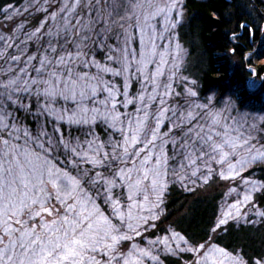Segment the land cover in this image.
<instances>
[{
	"label": "snow or ice",
	"instance_id": "1",
	"mask_svg": "<svg viewBox=\"0 0 264 264\" xmlns=\"http://www.w3.org/2000/svg\"><path fill=\"white\" fill-rule=\"evenodd\" d=\"M58 4V11L49 17L53 23L45 21L29 33L18 54L0 51V59L8 58V68L0 66V264H146L148 260L159 264V245L173 252L167 238L149 240L145 247L136 242L124 247L123 242L140 235L159 217L169 172L178 175L171 161L179 159L180 170L196 178L192 183L200 178L198 163L211 173L209 161L217 156L220 163H228L230 172H237V165L246 168L264 162V147L253 144L264 131V118L249 124L247 118L224 115L227 107L213 112V97L195 103L191 98L197 92L191 87L184 93L191 102L172 106L165 99L186 50L175 44L173 71L167 74L163 65L169 63L165 56L170 53L160 52L156 40L165 38V33L170 41L178 38L174 30L182 24L183 13H176L179 18L172 14L178 0L163 7L155 0H58ZM239 27L242 32L248 29L243 23ZM137 32L139 50L133 47ZM232 40L239 46L237 34ZM0 42L5 37L0 36ZM230 52L235 54L236 47ZM151 65L156 66L154 72ZM165 75L168 81L161 79ZM117 78H123V87ZM133 78L142 81L135 95L128 90ZM129 105H136L134 113L121 111ZM17 111L32 115L36 129L27 127ZM97 124L111 130L106 139L95 134ZM169 124L171 128L163 131ZM64 125L86 131L64 135ZM240 147L248 155L233 165L229 156ZM245 185L251 190L245 202H252V193L264 192V183L246 180ZM97 197L111 206V216ZM53 199L62 209L55 214L49 207ZM41 212L53 219L37 223ZM241 215L250 222V217ZM253 215L264 221V211ZM227 222L218 219L212 231ZM172 238L188 243L179 233ZM177 248L194 253L195 264H249L211 240ZM254 264H264V256Z\"/></svg>",
	"mask_w": 264,
	"mask_h": 264
},
{
	"label": "trees",
	"instance_id": "2",
	"mask_svg": "<svg viewBox=\"0 0 264 264\" xmlns=\"http://www.w3.org/2000/svg\"><path fill=\"white\" fill-rule=\"evenodd\" d=\"M19 2L20 0H0L1 28L7 30L12 26L7 24L1 14L3 6ZM180 5L185 21L179 29V36L182 41L194 44V51L190 45L191 56L200 66L195 88L199 98L203 99L215 92L220 95L230 92L236 94L238 107L242 109L251 106V111L256 112L258 107L264 106L263 64L254 67L257 79L261 81L259 89L250 93L244 85L249 77L247 66H254L253 51L261 38L264 0H182ZM33 23L34 21L30 22V24ZM242 23L248 26V29L243 32L239 27ZM234 33L239 37V46L232 40ZM262 42L260 49L263 50L264 41ZM232 47H236L235 54L230 52ZM245 55H250L246 61H244ZM22 114L18 113L17 116ZM24 116L21 121L23 123L27 121L26 124L33 127V123ZM260 134L261 138L257 136L254 142L258 141L264 147V131ZM245 175L247 178L253 176L260 183H264V166L254 167ZM221 188L222 185L212 182L205 188L197 187L191 190L190 194L184 195L171 185L161 204L158 217L160 220L157 218L158 222L155 221L147 235L154 236L166 227L169 228V225H173L188 238L189 243L194 247L211 240L218 247L236 252L249 264H254L257 258L264 256V221L258 218L252 219L255 217L253 213L256 210L264 211V192L256 196L253 210L240 211V217H244L241 214L250 217L249 223L230 219L227 220V224L213 232L212 228L219 219L220 211V205L217 204L219 197L217 198L216 193H219ZM251 221L256 222L253 224ZM190 254L181 256V259L166 258L164 263L183 264L186 260H193L195 254Z\"/></svg>",
	"mask_w": 264,
	"mask_h": 264
},
{
	"label": "rangeland",
	"instance_id": "3",
	"mask_svg": "<svg viewBox=\"0 0 264 264\" xmlns=\"http://www.w3.org/2000/svg\"><path fill=\"white\" fill-rule=\"evenodd\" d=\"M181 2L182 0H178L179 6L175 9V11L172 13L173 16L176 18H179L176 16V13L182 12V7H181ZM155 3L161 5L162 7L165 4H172L173 0H155ZM58 0H20L19 3L17 4H6L3 6L1 9V14L4 18V20L7 22V24H10L9 29L5 30L4 28L0 27V36L5 37V42H0V51H4L5 53H13V54H18V46L23 47V41L27 39V36L29 33L34 31L37 27L41 26L45 21L48 22L49 25L53 23L49 19L50 15L53 12L58 11ZM7 9V12L4 10ZM263 24L261 28V38L260 42H257V44L254 47V54L255 57L253 58L252 62L254 66H247V71L249 72V77L246 79L245 82V88L247 91L250 93H253L259 89L261 81L256 76V70L255 66L257 65H264V59H261V56H264V49H260L262 45V41H264V13H263ZM24 18V20H23ZM33 24H30V22H33ZM184 13H183V22L184 23ZM155 23V21H154ZM181 24V25H182ZM181 25L175 29V33H178V38L176 36H173L171 41L169 40L167 33H165V38L163 39H158L156 40V44L159 46V51L160 52H165L167 51L170 53V55H166L165 59L169 61V63L163 65L164 71L167 74H171L173 71L172 68V57L175 56V44L180 43L182 48L186 50V54L182 53V60L183 63L180 66V70L175 73L174 76H172L171 80L169 81L172 84V89H171V94L170 96L165 97V99L168 101L169 104L172 106H176V104H184L186 101H189V98L184 95L186 90L191 87L194 91H196L197 85H190L187 81L183 79V77H187L188 80H195L197 81V74L200 69L199 64L195 63L193 61V56L190 45L188 41H182L180 38V28ZM159 27L162 29L163 28V20L161 19L159 21ZM136 40L134 41L133 47L136 50H139L140 48V41H139V33H136ZM12 45L11 47H7L6 45ZM192 44V49L194 51L195 46ZM35 44H32L30 47L31 54L35 55ZM196 52V51H195ZM198 56V54L196 55ZM26 59V57H24ZM250 58V55H245L244 56V61ZM7 56H5L4 59H0V66H2L4 69L8 68V62ZM13 69H16V65H12ZM153 70L155 71V65L150 66ZM196 74V75H195ZM161 79L168 81V75H165L164 77H161ZM116 83L118 86L123 87L124 81L123 78H117ZM130 87H129V92L133 95H135L140 87H141V82H137L135 78H133L132 81L129 82ZM197 92V91H196ZM236 94H231L230 92L217 94L216 92L214 94H210L208 97H213V106L211 110L213 112H221L227 107V111L224 112V115H229L231 114L233 117L238 118V119H244L247 118L248 123H252L253 120H255L258 124L260 123L261 119L264 117V106L258 107L256 112L251 111V106H246L245 108H240L238 107V101H237V96ZM208 97H205L203 99L199 98L198 93L197 97L191 98V100L195 101V103H206V100ZM121 99H123L121 97ZM191 102V101H189ZM27 103V101H25ZM264 105V104H263ZM159 106V101H157V107ZM136 105H129L128 108H121V111L124 112H130L134 113L135 112ZM33 112L35 111V101H33V106H32ZM18 113H23V115L27 116V120L31 121L33 123V127L28 126L26 123H24L27 127L35 130L37 127V120H34L32 115L25 113L24 111H17L15 115L17 116ZM22 116H17L20 120H22ZM24 116V117H25ZM25 119V118H23ZM204 119H207V117H203L200 122H203ZM45 120V117L41 116L39 118V122L43 123ZM229 124L232 123L231 120L228 121ZM195 126V125H193ZM53 128V123L49 122L48 123V130L51 131ZM168 128H171V125L169 124L167 128H164L163 131H168ZM62 131L64 135H68L69 131H71V134L73 136L77 135H82L83 131L86 130H81L77 128H72L71 130L66 126H62ZM111 133V130L107 129L104 125L102 124H97L95 127V134L99 136L101 139H106ZM59 135V133H57ZM261 134L259 133L258 137L261 138ZM119 138V137H117ZM260 140V139H259ZM256 147H263V144L259 143L257 141L254 142ZM248 155V152L246 148L240 147L235 151L234 155L229 156V160L233 165H236L237 160H239L242 157H246ZM220 156H217L215 160L209 161V167H211L212 172L209 173L207 168L203 165V163H198V173L197 175L200 177L196 183H192V180H195L196 178L190 177V171L188 170H180V163L179 159L171 161V164L173 167H175L178 171V175H173L171 172H169V175L167 177V188L165 192L163 193V201L165 199V196L167 194V190L171 185L176 187L181 194L188 195L190 194L193 189L198 188H205L206 186L209 185V183L214 182V184H217L219 186L222 185V188L219 189V193H216L218 201L217 204L220 205V211H219V219L220 218H226L227 220L233 219L236 221L238 219V222H243L244 217H240L239 214L241 213V210L245 211H250L253 210L254 205H255V200L256 196H258V193L260 192H255L252 193V202H245L244 201V196L250 192V188H247L245 185V181H255L257 184H260L259 180H256L253 178V176H248L246 177V172L253 169L254 167L258 166H264V162H257L255 164L249 165L246 168L239 167L237 165V172H230L228 169V163H220ZM70 167V164H69ZM203 173L204 175L201 176L200 174ZM221 173H223L225 176H230L231 178L229 179H224L221 176ZM180 176H184L183 182L180 180ZM204 177L208 178V182L204 183ZM187 188V190H186ZM210 191L209 189H207ZM49 191H52L51 186H49ZM117 195L119 196L121 193V189L118 187L116 190ZM95 195V193H93ZM202 197V196H201ZM206 197V196H204ZM127 198V193L126 191L124 192L123 199L126 200ZM210 198V195H209ZM151 200L155 202V196L151 197ZM97 202L99 206L102 208L104 213L106 215L111 216L112 215V210L110 205H106L104 200L100 197H97ZM233 205H236V207H233ZM151 206V205H150ZM51 210L53 211V214L57 210H62L61 206L57 204L55 199H53L52 204L49 205ZM36 210L39 211V206H36ZM161 212V205H160V210L159 214ZM231 213V216H225V214ZM28 217L25 216L24 219H27ZM47 220L51 221L53 219V216H49L47 212H41V215L36 217V222L39 223L41 220ZM115 219V217H113ZM252 219L256 220L257 217H253ZM39 220V221H38ZM160 220V218H158ZM155 221L157 219L151 220L145 228H142L140 230V235L133 234V239L129 241H124L123 246L124 247H130L133 242L139 243L141 247H145L147 245V242L149 240H163L167 238L168 240V245L173 249V252L168 253L165 252L164 250V245L161 244L157 248V253L159 256V264H165L164 261L166 258H176V259H181V256L183 255H188L192 252L188 251H179L177 248V244L180 245V247H194L192 244H190L188 241V238L183 235V233H180L173 225H169V228H165L162 230V232H159L155 234L154 236L147 235L149 230L153 228ZM158 222V221H157ZM146 229V230H145ZM179 233L181 236L184 237V240H186L188 243L184 244L183 242L173 239L172 235L173 233ZM194 254V253H193ZM234 255H239L236 252L233 253ZM191 255V254H190ZM196 260V255L194 256L193 260H186L183 264H195ZM146 264H154L153 261L148 260L146 261Z\"/></svg>",
	"mask_w": 264,
	"mask_h": 264
}]
</instances>
